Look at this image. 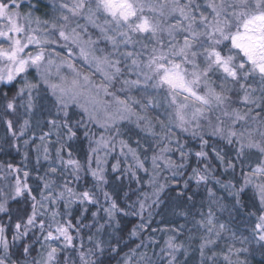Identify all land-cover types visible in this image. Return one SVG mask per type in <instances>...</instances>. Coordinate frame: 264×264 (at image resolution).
<instances>
[{"label":"snow or ice","instance_id":"obj_1","mask_svg":"<svg viewBox=\"0 0 264 264\" xmlns=\"http://www.w3.org/2000/svg\"><path fill=\"white\" fill-rule=\"evenodd\" d=\"M24 7L25 0H0V119L12 136H23L46 107V126L50 131L44 132L40 140L47 141L55 133L59 164L72 170L74 180H79L81 171H90L108 204L102 209L107 223L119 224L116 217L124 209L116 195L104 191L108 180L99 161L92 169L91 157L83 164L73 157L71 142L78 130L93 123L119 135V123L135 117L137 127L160 145L159 154L151 157L154 169L158 162L165 167H185L193 153L180 144L174 130L189 133L199 140L200 151L194 155L202 163V167L191 170L190 179L197 185H219L217 190L207 188L208 210L200 212L201 219L196 221L205 232L200 245L201 264H206L204 250L215 245L223 232H230L241 245L254 244L264 251V0H55L51 7L57 14L48 20L35 15L37 5L28 4L27 11ZM77 60L88 71L77 67ZM30 71L36 73L33 79L28 78ZM131 90L143 92V99L128 95ZM235 104H243L246 111ZM74 108L80 110V118L75 121L70 111ZM159 108L164 109L167 123L159 118L153 122L147 115L150 109ZM53 116L56 118H50ZM157 125L159 132L155 131ZM84 135L89 132L86 130ZM205 137H219L226 144L235 145L236 160L251 161L255 156L258 162L255 166L249 164L250 171H242L240 179L233 177L225 182L203 163L209 159L205 149L210 147L215 159L226 165L225 172L234 171L237 165L226 160L227 153L210 145ZM113 139L102 135L95 143L107 146ZM174 142L183 161L180 164L165 156L173 151L169 145ZM120 144L121 151L127 148L131 153L136 167L143 168L136 150L123 140ZM39 147L44 159H49L48 147ZM91 151L95 153L97 148ZM6 169L14 175V182L0 188V212H7L8 201L16 197L32 203L30 213L14 223L11 238L6 225L0 223V264H75L71 257L59 261V250L51 242L63 239L62 247L72 249L74 237L70 230L78 234L80 229L71 220L58 219L60 213L51 205L63 201L66 214L70 215L71 206L77 201L98 204L95 193H77L67 182L63 191L56 192L54 180L40 177L47 195L39 192L37 199L27 183L28 171L21 172L11 164ZM56 173L57 168L53 167L48 175ZM0 179L6 180L7 175L0 172ZM249 186L258 194L261 207L257 209L259 215L248 213L256 216L249 235L237 237L227 224L219 222L216 212H227L229 218L233 213L241 216L242 197ZM164 187L160 185L152 193L157 197L153 203L158 202ZM188 187L185 181L184 188ZM220 189L225 193L223 197L217 194ZM177 196L192 199L183 191ZM137 203L139 212L135 214L140 215L145 203ZM92 215L95 218L99 213ZM34 228L41 232L44 241L39 259L32 255L33 248L28 243H20L18 253L13 251ZM103 228L100 224L98 230ZM137 228L143 225L133 228L131 235H137ZM88 239L93 246L79 251L80 264H104L106 250L119 251L110 244L106 249L102 240L91 236ZM182 247L170 239L169 264H178L176 253ZM248 252V247L236 248L233 244L223 254V260L225 264H247L246 259L238 257ZM216 256L213 252L207 262L215 264ZM129 260L126 256L125 264ZM139 264H143V259Z\"/></svg>","mask_w":264,"mask_h":264},{"label":"trees","instance_id":"obj_2","mask_svg":"<svg viewBox=\"0 0 264 264\" xmlns=\"http://www.w3.org/2000/svg\"><path fill=\"white\" fill-rule=\"evenodd\" d=\"M37 5L38 11L36 15L43 14L46 9L49 8L46 0H25L24 10L27 11V5ZM35 71L29 72V77L33 78ZM0 87H3L0 85ZM11 87V86H9ZM5 91L8 89L5 88ZM237 106V104H235ZM233 105V106H235ZM43 119L41 123V128L37 134L26 132L23 136H18L14 138L12 133L6 128L3 119H0V172L7 175V179H0V188L4 187L5 184L10 185L14 182V175L7 172L6 166L11 164L16 168L21 169V172L28 171L29 177L27 183L33 187V195L40 198L39 192H47L43 189L44 180L40 177H44L45 180L52 181L53 178H59L65 176V182L69 183L70 186L75 188L77 193L83 192L85 190L95 193V198L99 201L98 204H81L79 201L72 204L70 209V215L62 214L58 219L71 220L73 225L79 227L80 231L77 232L70 230L73 239L74 248L64 249L62 246L64 244L63 239L59 242H51L52 247H56L59 250V255L57 259L63 261L65 257H71L75 264H80L78 259V253L81 250H87L91 248L93 244L89 241L91 236L93 240H102L105 242V246L110 244L112 246H117L118 253H113L110 251L105 252L103 259L104 264H125L126 256L130 258L129 264H139L143 259V264H169V257L167 255V248L170 239L178 245L183 247L179 249L176 253L178 264H201V250L200 245L202 243V237L205 236V232L202 228L197 226L196 221L201 219L199 215L200 212L207 213L209 206V198L207 194V188H212L213 190L219 189V185L214 182H210L208 185H197L194 179H190L192 175L193 168L202 167V163L197 161L194 153L200 151L199 140L191 135H183L179 138L181 145H184L185 150H191L192 155L188 157L185 167L178 169L177 174H171L165 176L163 184H166L164 190L159 193V199L157 203H153L157 197L149 195V185L145 184L143 180L144 176L139 174L135 180L130 182L126 181V177L129 175V171L125 175L118 176L112 173L111 170L105 172V177L108 180V184L104 185V191H108L117 196V202L120 207L124 209V213L117 215L116 219L119 224H109L107 223V216L103 212V208L108 207L107 202L102 197L96 181L87 172V170L81 171L79 174V180L73 179L72 170L69 168L66 170L63 166L57 164V159L55 154L51 153V158L41 163L42 159L39 161V145L40 137L44 132H49L50 128L47 125V110L43 113ZM153 120L157 118L161 119L164 117L155 110L153 113ZM12 118V117H9ZM50 118H56L55 116ZM79 118L72 120L75 121ZM22 122V121H21ZM15 127L18 128V125ZM129 132H131L129 130ZM88 136L84 135L83 127H81L77 132V137L71 142V149L73 152V157L78 159L83 164L85 160L90 156L89 150L91 147L90 141L87 140ZM209 139V144L217 147L218 150H223L227 153L226 160H231L237 167L233 171L229 169L227 172L224 171L226 165L221 164L215 159V154L211 151V148H206L208 151L209 159L203 161L207 163L209 168L212 170L213 175L217 178L224 180L225 182L229 179L235 177L237 180L240 179L242 171L249 172V164L243 160L235 159V145H228L225 141L219 137H205ZM48 140L54 146L57 137L56 135H50ZM25 141H28L25 144ZM130 142L139 141L137 144L138 152L141 153L140 160L143 161L147 159L146 154H149V146L146 145L142 140H134L133 135L129 139ZM177 145H174L173 154L175 155V160L182 163L179 151H177ZM55 152V150H53ZM56 153V152H55ZM65 155V153H61ZM68 157V156H67ZM243 164V168H241ZM123 166V164H122ZM56 167L57 173L55 175H48L51 168ZM124 167V166H123ZM140 173L139 171H136ZM61 173H65L61 175ZM223 173V175H221ZM60 180V178H59ZM93 180V181H92ZM188 181V189L184 188V182ZM235 182V180H234ZM138 183L140 185H138ZM115 190V191H114ZM187 192L189 196L192 197L188 200L186 197H178L177 193ZM217 194L221 197L225 195L224 191L220 189ZM231 199L230 197L228 198ZM244 208L242 210V215L237 216L235 213L232 214L231 218L227 212L220 213L216 212L219 222L225 223L235 232L236 236H248L252 224L255 222L256 216H249L248 213L251 211L259 215L257 209L261 207L260 201L257 197L256 191L249 186L246 192L243 194ZM138 200L145 201V209L142 214L136 215L139 212ZM31 200L25 199L23 197H16L10 199L7 204V212H0V223L6 225L9 233V238L14 232L13 225L20 216L30 213ZM151 205V207H148ZM83 209H87L86 212ZM99 213L95 218L93 213ZM11 217V220H9ZM103 224L104 228L98 230L99 225ZM138 225H143V228H137V235H131L133 228ZM28 243L32 245L33 252L32 255L39 259V253L43 251L41 245L44 244L41 232L38 229H32L29 236L25 241L18 242L14 246L13 251L19 252V244ZM83 244V249L81 248ZM235 244L236 248L243 247L240 243L232 239L230 232H223L221 238L216 241L215 245L210 246L204 250V259L206 264L207 257L211 256L213 252L217 253L215 258V264H225L223 260V254L227 252L228 247ZM249 245V252L247 254L238 257L241 260H247V264H264V251H261L258 246L254 244ZM217 250V251H215ZM232 259H237L233 256Z\"/></svg>","mask_w":264,"mask_h":264},{"label":"rangeland","instance_id":"obj_3","mask_svg":"<svg viewBox=\"0 0 264 264\" xmlns=\"http://www.w3.org/2000/svg\"><path fill=\"white\" fill-rule=\"evenodd\" d=\"M46 2L48 4L49 8L46 9V11L43 14H38V15L35 14L36 16H38L39 18H41L43 20L51 19L57 14L55 12V10L51 7V5L55 2V0H46ZM81 23H83V21H81ZM89 30L91 31V29H89ZM57 51H61V50L59 48H57ZM77 67H80L83 71H88L87 68L83 67L82 63L79 60H77ZM55 71H56V69L53 68V73H55ZM35 76H36V73H35L34 77ZM28 78L29 79H33V78H30L29 76H28ZM96 79L98 81V78H96ZM214 79H215V77H214ZM117 94L120 95V93H117ZM128 95H130L131 97H133L135 99L142 100L145 94L143 92L138 91V90H131L128 93ZM147 95H154V94L153 93H148ZM234 107L240 109L242 112L246 111V108H245V106L243 104H237V106L235 105ZM157 110L159 111V113L161 115H163V113H164V109L163 108H159ZM70 111L72 113V118L73 119L80 118V110L79 109L74 108V109H71ZM154 111L155 110H151L150 109L148 111V113H147V115L152 117V119H153L152 113ZM140 114L143 115L144 113H140ZM43 115L36 116L34 122L30 126L28 132L32 133V135L33 134H37L39 132V130L41 128V123H42L41 121L43 119L42 118ZM161 120H165V123H167V120L165 119V116L161 117ZM35 121H38V123L35 122ZM153 122H155V120H153ZM118 128H119V135H116L114 132L105 131L99 125H96V124H93V123H88L87 124V129L83 128L84 132L86 130L89 132L87 140H89L90 144H91V147H90V150H89V155H90L89 157H91V161H92L91 162V168L92 169H96L97 161H99L100 166L104 169V173L109 171V170H111L112 173L117 174L118 176H120V175H125L126 172L129 171L130 173L126 177V181H128V182H130L131 180L134 181L135 178L139 176V174H142V176L145 175L143 180H141V181H144L145 184H147V183L150 184L148 191H149V195L153 196L152 193L155 192L160 185H166V184H163L165 176H168V175H171V174L174 175V174L179 173L178 169L171 168V167H165V165L162 162H158L159 166L156 169L153 168L151 157L154 154H157V155L159 154L160 145L158 144V142L156 141L155 138H153L152 136L146 135L139 127H137V125L135 123V117H132V119H130V120H125V121L120 122L119 125H118ZM129 130L131 132H129ZM155 131H157V132L160 131V128H159L158 125L156 126ZM51 135H55V133L53 132ZM102 135L105 138L114 137V139L111 140L108 143L107 146H104V145L98 146L95 143V141L99 140ZM131 135H133V139L134 140H140L141 139L142 142H144L146 145L149 146V151H148L149 154H146L147 159L143 160V163H144V167L143 168H137L136 167V162L132 158L131 153L128 152L127 148H125L123 151H121L120 141L123 140V141H125L127 143V145L130 148L136 150L137 155L139 156V158L141 157V153L138 152L137 144L134 141L133 142L129 141V139L131 138ZM174 135H175L176 138L179 139L183 135H190V134L189 133H181L178 130H174ZM42 144L47 146L48 149H49V151H48L49 159L52 157L51 153L55 154L56 159H57V164L60 165L59 164V160L57 158V155L53 151L55 149H53L54 146L51 145L52 143L47 139V141L40 142L39 146H41ZM55 145H56L55 148L59 146L57 144H55ZM174 145H175V142L173 144L169 145V147H171L174 150ZM93 148H97V151L95 153H93L91 151ZM39 153H40L38 155L39 161L42 159L41 163H44L46 161V159H44V153H43L42 150H40V147H39ZM62 156H63V158L65 160L68 159L67 155L66 156L62 155ZM165 156H166L167 159H169L170 161L174 162L175 164H180L179 162H177L175 160V155L173 154V151L166 153ZM245 162L247 163L248 161H245ZM250 162H252L253 166H255V163H257L258 160L254 156L253 159ZM122 164H123L124 167L122 166ZM129 165L132 166V170L131 171L129 170ZM114 166H115V170H114ZM64 168L66 170L69 169L67 167H64ZM144 169H147V171H145ZM136 171H139L140 173H137ZM87 172L91 175L90 171L87 170ZM63 174H65V173H63ZM52 178L56 182L54 190L56 192L63 191V187L62 186L65 183V180H64L65 176L59 177L60 180H59V178H54V177H52ZM93 180H95L94 177H93ZM138 185H140V184L138 183ZM68 186L73 188L72 186H70L69 183H68ZM73 190L76 192L75 188H73ZM257 197H258V194H257ZM144 203H145V201H144ZM51 207L55 208L60 213V216L62 214L66 213L63 201L58 202V204H56V205H51ZM243 247L251 248L249 245H244ZM215 251H217V250H215ZM204 256H205V254H204Z\"/></svg>","mask_w":264,"mask_h":264}]
</instances>
